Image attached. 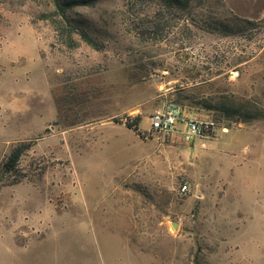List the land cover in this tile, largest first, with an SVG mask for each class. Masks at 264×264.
Here are the masks:
<instances>
[{
	"label": "rangeland",
	"instance_id": "obj_1",
	"mask_svg": "<svg viewBox=\"0 0 264 264\" xmlns=\"http://www.w3.org/2000/svg\"><path fill=\"white\" fill-rule=\"evenodd\" d=\"M68 15L0 0V264H264V119L191 139L149 120L171 101L214 121L175 100L193 77L209 83L190 96L264 111V0H94ZM218 21L243 30L208 34Z\"/></svg>",
	"mask_w": 264,
	"mask_h": 264
},
{
	"label": "trees",
	"instance_id": "obj_2",
	"mask_svg": "<svg viewBox=\"0 0 264 264\" xmlns=\"http://www.w3.org/2000/svg\"><path fill=\"white\" fill-rule=\"evenodd\" d=\"M53 5L55 6L56 10L66 21V23L70 24V18H69V11L72 10V8L80 5H91L94 0H51ZM167 1V4L171 8H175V10L182 12L185 9L188 8V0H165ZM74 29L72 30L74 33H78L81 38L86 41L88 44L92 45L94 44L93 38L89 35L87 30H84L80 28L81 22L76 20L74 21ZM246 23L249 24L248 21ZM211 30H205L208 34L217 33L221 35L222 37H230L235 34H237L239 31H242L243 28L239 27L237 33L234 31L230 25L227 23L218 21L214 26H210ZM154 30V29H153ZM59 31V29H58ZM150 30H143L141 31V34L147 35L150 34ZM193 82L190 83V87H184V88H178L174 90V94L176 96V102L183 103L188 102L189 105L194 106L198 108L199 110L209 113L213 115V118L216 121H242V122H250L252 119H264V111L256 108L252 105H250L247 101L239 102V103H233L232 101L228 100L226 97L219 96L218 98H204L199 96H190V91L200 88V86L206 85L209 83L208 79L205 80H199L198 77H193ZM217 102H213V101ZM177 104V103H176ZM137 121L133 122H125V126L128 129H132L134 131H137ZM29 146L25 144L18 145L14 147L10 154L8 155L6 162L3 165L4 171L10 172L16 170V167L18 165L19 159L21 155L28 150ZM2 184V181L0 180V185Z\"/></svg>",
	"mask_w": 264,
	"mask_h": 264
},
{
	"label": "built area",
	"instance_id": "obj_3",
	"mask_svg": "<svg viewBox=\"0 0 264 264\" xmlns=\"http://www.w3.org/2000/svg\"><path fill=\"white\" fill-rule=\"evenodd\" d=\"M150 130L162 138L169 137L178 123L186 125L187 138H206L216 129V123L210 119L188 118L183 116L181 107L171 101L163 104L162 108L151 114ZM241 126V124L239 125ZM189 191L186 183L182 184L178 190L180 196L186 195Z\"/></svg>",
	"mask_w": 264,
	"mask_h": 264
},
{
	"label": "crops",
	"instance_id": "obj_4",
	"mask_svg": "<svg viewBox=\"0 0 264 264\" xmlns=\"http://www.w3.org/2000/svg\"><path fill=\"white\" fill-rule=\"evenodd\" d=\"M184 116V115H183ZM185 117V116H184Z\"/></svg>",
	"mask_w": 264,
	"mask_h": 264
}]
</instances>
